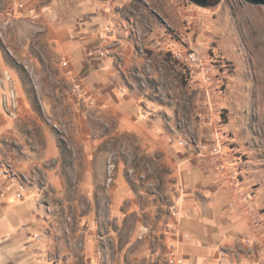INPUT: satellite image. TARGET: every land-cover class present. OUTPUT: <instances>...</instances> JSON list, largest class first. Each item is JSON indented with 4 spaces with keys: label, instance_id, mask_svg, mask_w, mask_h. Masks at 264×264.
I'll use <instances>...</instances> for the list:
<instances>
[{
    "label": "rangeland",
    "instance_id": "obj_1",
    "mask_svg": "<svg viewBox=\"0 0 264 264\" xmlns=\"http://www.w3.org/2000/svg\"><path fill=\"white\" fill-rule=\"evenodd\" d=\"M125 4L121 13L129 22L138 63L125 71L123 82L140 94L151 114L160 112L175 147H181L179 140H193L205 151L218 145L221 154L230 153L236 176L249 183V197L259 206L252 217L264 222V7L241 0L212 1L206 7L186 0ZM13 6L11 0H0V150L8 154L0 161H12L20 139H30L36 146L38 179L26 178L25 184L35 183L39 196L37 228L18 248L3 239L0 264H165L168 246L157 236L175 223L171 209L178 195L169 156L148 147L140 135L118 131L115 117L88 114L73 93L72 70L62 65L49 39L51 29L43 20L7 16ZM163 20L174 32L168 47L152 50L153 39L145 40L140 29L153 33ZM190 46L202 48L203 61L189 72L172 60L170 50ZM5 72L18 102L15 119L1 106ZM68 97L81 102L84 120L78 121ZM84 100L89 108L95 105L93 99ZM89 141L96 144L94 149ZM45 152L49 158L42 162ZM46 169L60 177L59 185L46 179ZM87 170L93 179L85 180ZM111 180L113 190L118 183L127 186L113 220L109 211L94 208V203L106 201L101 191ZM85 182L94 183L95 196L85 193ZM89 241L95 245L94 263L84 254Z\"/></svg>",
    "mask_w": 264,
    "mask_h": 264
},
{
    "label": "crops",
    "instance_id": "obj_2",
    "mask_svg": "<svg viewBox=\"0 0 264 264\" xmlns=\"http://www.w3.org/2000/svg\"><path fill=\"white\" fill-rule=\"evenodd\" d=\"M11 1L14 6L7 10V16L26 15L29 19L35 15L37 22L43 20L51 29L49 39L60 52L61 61L72 70V82L79 83L86 98L95 101V105L89 108L84 100L88 114L95 119L115 117L118 131L140 135L148 147L163 150L169 156L178 177L175 206L179 215L168 231L163 228L161 238L159 233L157 236L158 242L168 246V253L165 249L167 257L163 258L166 263L167 259L175 258L176 264H261L264 260V222L261 218L255 219V215L252 217L260 209L256 200L249 197L252 193L249 183L236 176L235 158L225 152L201 156L175 147L167 139L160 112L151 114L140 94L123 82L125 71L138 63L129 22L121 13L127 0ZM154 26L153 33H146L144 27L140 31L146 34L145 40H158V51H161L168 47V36L163 26ZM67 100L71 102L72 111L78 110V121L84 120L85 113L79 110L81 102L69 97ZM5 141L9 142L7 138ZM93 143L89 141V146L94 149L96 144ZM32 144L30 139L26 142L20 139L19 154L8 163L0 161V183L7 185L0 191L2 249L6 247L2 244L3 239L8 237L5 243L18 248L37 228L34 207L39 193L34 191L35 183L26 186L22 200H17L14 195L19 174L27 179H38L33 161L36 146ZM0 156L7 158L8 154L0 150ZM47 158L48 154L42 162H47ZM7 170L12 171L10 175L3 174ZM44 173L47 180L59 185L56 180L60 177L56 173L48 169ZM84 178L93 179L92 172L87 170ZM85 184V193L95 196L94 183ZM117 186L119 189L113 190V180L105 184L101 194L106 201L94 203L95 209L109 211L111 220L113 210H121V198L127 189L121 183ZM91 248L94 249L95 245L86 242L84 254L94 263Z\"/></svg>",
    "mask_w": 264,
    "mask_h": 264
},
{
    "label": "built area",
    "instance_id": "obj_3",
    "mask_svg": "<svg viewBox=\"0 0 264 264\" xmlns=\"http://www.w3.org/2000/svg\"><path fill=\"white\" fill-rule=\"evenodd\" d=\"M16 1H20V0H16ZM31 19L35 20L36 16L32 15ZM162 24L165 30V34L168 37L171 36L172 33L174 32L173 28L165 20H163ZM134 40H135L136 45L139 47L140 52L144 54V48L141 46L139 42L140 41L139 32L134 33ZM150 45H151L152 50H158L160 46L158 40H153ZM170 53H171L172 60L175 61L180 66L186 68L189 72L193 70L195 67L202 65L203 50L200 46H190L184 51H171L170 50ZM62 65L66 66V62L63 61ZM1 83L4 89L3 95L1 97L2 109L4 110L5 114L10 119H15L18 116L19 107H18V102L16 100V94L14 91L13 80L8 72L4 73ZM72 90H73L74 95L77 98H81L84 101V99L86 98V95L84 94L82 87L79 83L75 82L73 84ZM91 101L94 102V100H91ZM178 144L182 148L191 150L201 156H207V155L216 156V155L221 154V148L218 145L211 148L209 151H205L198 142L193 141V140L191 141L179 140ZM7 168L10 169V166H8ZM11 172L12 171L7 170L3 174L10 175ZM11 177L14 178L15 175H12ZM25 182H26V177L22 174H20V176L17 177V179L15 180L16 189H15L14 195L17 200H22L24 198V192L26 190ZM6 187H7L6 184L0 183V191L6 189ZM171 211H172V215L175 218L179 215L178 210L175 205L172 207ZM176 263H177V260L175 258L173 259L171 258L168 261V264H176Z\"/></svg>",
    "mask_w": 264,
    "mask_h": 264
},
{
    "label": "water",
    "instance_id": "obj_4",
    "mask_svg": "<svg viewBox=\"0 0 264 264\" xmlns=\"http://www.w3.org/2000/svg\"><path fill=\"white\" fill-rule=\"evenodd\" d=\"M198 7H206L212 1H220V0H186ZM252 6H262L264 7V0H241Z\"/></svg>",
    "mask_w": 264,
    "mask_h": 264
}]
</instances>
